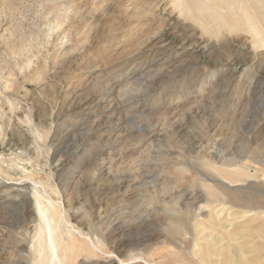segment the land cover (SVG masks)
<instances>
[{
  "label": "rangeland",
  "instance_id": "1",
  "mask_svg": "<svg viewBox=\"0 0 264 264\" xmlns=\"http://www.w3.org/2000/svg\"><path fill=\"white\" fill-rule=\"evenodd\" d=\"M260 204L264 0H0V264H264Z\"/></svg>",
  "mask_w": 264,
  "mask_h": 264
},
{
  "label": "bare ground",
  "instance_id": "2",
  "mask_svg": "<svg viewBox=\"0 0 264 264\" xmlns=\"http://www.w3.org/2000/svg\"><path fill=\"white\" fill-rule=\"evenodd\" d=\"M247 24H249L250 25V23H247ZM246 24V25H247ZM234 26H235V24H233ZM233 25H232V27H233ZM245 26V25H244ZM249 27V26H248ZM161 51V50H160ZM216 90V89H215ZM104 97V96H103ZM240 98V97H239ZM131 100V99H130ZM129 101V100H128ZM245 171H246V169H245ZM247 171H249V170H247ZM218 172H220V174L221 175H223L226 179H229L228 181H229V183L226 185L227 186V188H229V190H238V189H240V187H238L237 185H235V184H237V183H240V182H244V180H230L231 179V176H232V173H230V172H228L227 170H225V169H218ZM250 174V171H249V173H246V172H240V173H238L237 175H240L241 177H248L249 178V175ZM250 177H252L251 175H250ZM224 183V182H223ZM225 184V183H224ZM206 187H207V190H208V197H209V199L210 200H213V201H211V202H213V203H219L220 205H222V207L221 208H223V207H225L227 204H229V206H231L230 205V203L228 202V200H226L225 198H223V197H221L217 192H218V190H217V188L215 187V186H207L206 185ZM24 190H25V195L28 197L29 196V193H30V190H29V188L28 187H25L24 188ZM16 191H18V193H19V190L17 189ZM21 191V190H20ZM7 190L5 191V192H2V193H4L5 195L7 194ZM10 193H12L13 192V190H10L9 191ZM9 192H8V194L7 195H9ZM232 207V206H231ZM250 207V209L249 210H251V211H249L248 213L249 214H252L253 213V210H257V211H259V210H264V204H260V205H257V206H249ZM225 211V210H224ZM255 212V211H254ZM258 212H256L255 214L253 213L252 215L253 216H255L256 214H257ZM260 213H264V211L263 212H260ZM257 218V217H256ZM259 218V217H258ZM250 234V233H249ZM254 236V235H253ZM208 259H211V258H208Z\"/></svg>",
  "mask_w": 264,
  "mask_h": 264
}]
</instances>
